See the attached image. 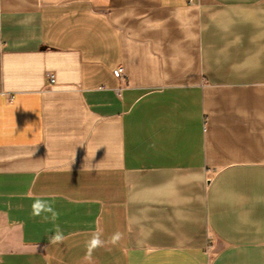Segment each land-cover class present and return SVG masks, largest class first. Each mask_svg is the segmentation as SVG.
<instances>
[{"label": "crops", "instance_id": "0c3cea01", "mask_svg": "<svg viewBox=\"0 0 264 264\" xmlns=\"http://www.w3.org/2000/svg\"><path fill=\"white\" fill-rule=\"evenodd\" d=\"M0 264H264V0H0Z\"/></svg>", "mask_w": 264, "mask_h": 264}, {"label": "clouds", "instance_id": "9594fccd", "mask_svg": "<svg viewBox=\"0 0 264 264\" xmlns=\"http://www.w3.org/2000/svg\"><path fill=\"white\" fill-rule=\"evenodd\" d=\"M32 192H28L29 198H32ZM32 208V215L35 216H41L44 221H48L51 219L52 221H55L58 217V213L54 210L52 205L45 201L44 199H41L39 197L34 199L33 204L31 205ZM45 213H51V217L48 215H42ZM54 235L51 236L50 243L52 245L62 243L65 240V237L63 233L60 231L59 226H56V229L54 231ZM99 232L94 233L92 239L89 242V250L88 253L85 256V259L88 260L91 258V250L94 249L97 246H100L102 244V241L99 238ZM120 239V233H116L112 237V243H116Z\"/></svg>", "mask_w": 264, "mask_h": 264}, {"label": "built area", "instance_id": "2783aa9c", "mask_svg": "<svg viewBox=\"0 0 264 264\" xmlns=\"http://www.w3.org/2000/svg\"><path fill=\"white\" fill-rule=\"evenodd\" d=\"M115 74L118 76V77H122L123 76V69L122 68H119L117 69V71L115 72ZM50 81L52 83H55V78L53 75L50 76Z\"/></svg>", "mask_w": 264, "mask_h": 264}]
</instances>
